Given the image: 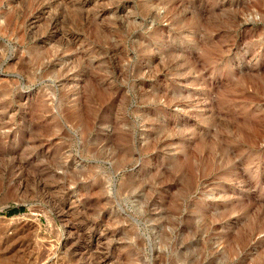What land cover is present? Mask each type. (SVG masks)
Instances as JSON below:
<instances>
[{"label":"rangeland","instance_id":"374dc122","mask_svg":"<svg viewBox=\"0 0 264 264\" xmlns=\"http://www.w3.org/2000/svg\"><path fill=\"white\" fill-rule=\"evenodd\" d=\"M0 264H264V0H0Z\"/></svg>","mask_w":264,"mask_h":264},{"label":"trees","instance_id":"16d2710c","mask_svg":"<svg viewBox=\"0 0 264 264\" xmlns=\"http://www.w3.org/2000/svg\"><path fill=\"white\" fill-rule=\"evenodd\" d=\"M16 210H17V208H13V209L9 210L8 212H14Z\"/></svg>","mask_w":264,"mask_h":264}]
</instances>
